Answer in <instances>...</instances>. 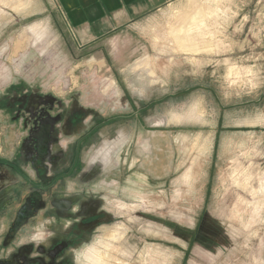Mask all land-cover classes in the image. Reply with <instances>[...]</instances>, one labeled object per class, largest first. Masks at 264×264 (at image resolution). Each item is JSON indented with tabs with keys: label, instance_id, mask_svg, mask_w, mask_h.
Returning a JSON list of instances; mask_svg holds the SVG:
<instances>
[{
	"label": "rangeland",
	"instance_id": "rangeland-1",
	"mask_svg": "<svg viewBox=\"0 0 264 264\" xmlns=\"http://www.w3.org/2000/svg\"><path fill=\"white\" fill-rule=\"evenodd\" d=\"M17 1H0V97L77 100L110 126L64 182L111 223L78 263L264 264V0H166L95 41L57 0ZM193 105L204 121L171 122Z\"/></svg>",
	"mask_w": 264,
	"mask_h": 264
},
{
	"label": "flooded vegetation",
	"instance_id": "flooded-vegetation-1",
	"mask_svg": "<svg viewBox=\"0 0 264 264\" xmlns=\"http://www.w3.org/2000/svg\"><path fill=\"white\" fill-rule=\"evenodd\" d=\"M100 116L77 100L31 88L0 97L8 155H0V264H79L82 248L111 224L101 207L64 194L65 179L82 169L88 145L98 147L110 127L98 130Z\"/></svg>",
	"mask_w": 264,
	"mask_h": 264
},
{
	"label": "crops",
	"instance_id": "crops-1",
	"mask_svg": "<svg viewBox=\"0 0 264 264\" xmlns=\"http://www.w3.org/2000/svg\"><path fill=\"white\" fill-rule=\"evenodd\" d=\"M69 28L85 29L92 41L106 38L115 30L154 12L166 0H57ZM87 35V34H86Z\"/></svg>",
	"mask_w": 264,
	"mask_h": 264
},
{
	"label": "bare ground",
	"instance_id": "bare-ground-1",
	"mask_svg": "<svg viewBox=\"0 0 264 264\" xmlns=\"http://www.w3.org/2000/svg\"><path fill=\"white\" fill-rule=\"evenodd\" d=\"M1 1V0H0ZM10 1V3H13V5L15 4V3H17L18 1L17 0H9ZM171 4V3H170ZM190 4V3H189ZM24 5L23 4H21V7H23ZM26 6V5H25ZM190 6V5H189ZM20 7V6H19ZM19 7H17V8H19ZM181 7V6H180ZM28 8V7H27ZM185 8H187L186 6H185ZM176 10H177V8H176ZM182 10V9H181ZM171 11V10H170ZM180 11V10H179ZM178 11V12H179ZM176 12V11H175ZM181 12V11H180ZM183 12V11H182ZM19 13V12H18ZM23 13V12H22ZM172 13V12H171ZM187 14H189V13H187ZM200 14V13H199ZM192 19H193V21L195 22L196 21V18L193 16L192 17ZM199 20V19H198ZM199 22V21H198ZM194 28H195V23H192V24H187V25H182L181 27H180V29H178L179 30V33H181V34H183V35H187V33L189 32H191V31H193L194 30ZM33 32H34V30H33ZM190 35H191V33H190ZM184 37V36H183ZM188 39V38H187ZM184 41H180L179 43L182 45V47H183V45H184V43H183ZM193 42V41H192ZM188 45H187V44ZM185 44H186V48L184 49L185 51H197V49H194V48H192L191 46H193V45H191V40L190 39H188V42H185ZM185 46V45H184ZM184 48V47H183ZM151 65V59L150 58H148L146 61H144L143 62V64H141L140 66H138V68L139 67H142V68H146L147 69V67H149ZM151 67V66H150ZM153 67V66H152ZM141 68V69H142ZM155 69V68H154ZM150 70V69H149ZM153 70V69H152ZM151 70V71H152ZM151 71H149V73L151 74ZM154 71V70H153ZM155 74H156V72H154ZM154 73H152V74H154ZM204 114H205V111L202 109V108H200L198 105H193L192 107H191V109L189 110V111H186V112H183V113H176V114H174L173 115V117H172V120H171V122L172 123H174V122H176V123H182V121H185V120H187V121H204L203 120V117H204ZM169 120V121H170ZM186 121V122H187ZM170 122V123H171ZM199 123V122H198ZM202 138H203V136H201ZM200 140V135L198 136L197 135V138H196V141H199ZM208 140V139H207ZM209 141H211V139L209 140ZM202 142V141H201ZM206 142H208V141H206ZM199 143V142H198ZM197 144V143H196ZM200 144V143H199ZM204 144H205V142H204ZM202 145V144H201ZM209 145V144H208ZM196 146V145H195ZM194 146V147H195ZM199 148V147H198ZM206 148H208L207 146H206ZM205 148V149H206ZM198 153V152H197ZM200 156V155H199ZM199 158V157H198ZM195 160V159H194ZM190 165V164H189ZM192 165V164H191ZM238 167V166H237ZM245 170V169H244ZM137 178H139V177H137ZM190 178H191V168H188V170H187V172L183 175V177H182V179L184 180V183H188L189 182V180H190ZM141 181H142V177H140L139 178ZM143 181H145V180H143ZM250 181V180H249ZM190 183V182H189ZM249 185V184H248ZM252 186V185H251ZM239 191V190H238ZM239 197V196H238ZM240 198V197H239ZM125 206V205H124ZM42 232V231H41ZM122 232H120V234H121ZM122 235V234H121ZM108 236L110 237V238H115V235H114V232H110V233H108ZM37 243V242H36ZM93 249V248H92ZM97 250H98V248H96ZM94 250V249H93ZM105 253V252H104ZM87 256V255H86ZM100 257V256H99ZM108 257H109V255H108ZM115 257V256H114ZM102 258V257H101ZM100 258V259H101ZM100 259H98V260H100ZM108 258H106V260H107ZM105 260V259H104ZM103 262H105L106 263V261H103ZM89 263V262H88ZM93 263V262H92ZM104 263V264H105Z\"/></svg>",
	"mask_w": 264,
	"mask_h": 264
}]
</instances>
